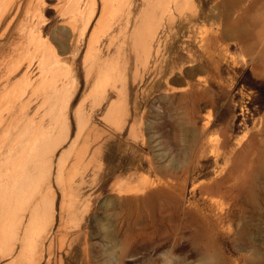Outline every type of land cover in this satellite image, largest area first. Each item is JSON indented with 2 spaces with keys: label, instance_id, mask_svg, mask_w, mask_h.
Returning <instances> with one entry per match:
<instances>
[{
  "label": "rangeland",
  "instance_id": "374dc122",
  "mask_svg": "<svg viewBox=\"0 0 264 264\" xmlns=\"http://www.w3.org/2000/svg\"><path fill=\"white\" fill-rule=\"evenodd\" d=\"M127 1L113 0L112 7L125 10ZM136 1L143 8L152 0ZM180 3L173 19L160 11V26L156 17L141 29L139 57L130 54L122 95L112 92L100 102L89 89L82 92V54L76 61L73 105L85 96L93 126L66 166L71 178H84V193L98 195L84 224L89 243L96 259L115 264L104 252L103 228L152 226L125 264H264V0ZM46 18L59 23L53 13ZM121 96L123 110L106 119L109 100ZM45 110L26 118L37 126ZM88 146L96 154L79 164L74 153ZM111 198L115 203L104 204ZM82 241L51 264L59 258L79 264ZM126 242L131 245L129 236Z\"/></svg>",
  "mask_w": 264,
  "mask_h": 264
},
{
  "label": "bare ground",
  "instance_id": "6f19581e",
  "mask_svg": "<svg viewBox=\"0 0 264 264\" xmlns=\"http://www.w3.org/2000/svg\"><path fill=\"white\" fill-rule=\"evenodd\" d=\"M112 1L0 0V261L10 260L7 264L55 263L56 254L82 240L83 258L79 264H104L93 255L90 235L84 227L90 203L98 195L84 193V178H71L66 166L69 153L82 138H90L93 126L92 112L87 114L83 109L85 96L73 105L78 91L76 61L82 54V92L89 89L87 93H93L100 102L112 92L116 97L122 95L130 54L139 57L141 29L147 25L150 29L149 21L156 17L160 26V11L173 19L172 11H179L181 6L180 0H152L139 8L136 0H128L125 10L118 11L113 9ZM162 2L167 6L162 7ZM46 13L55 14L59 23L47 21ZM171 24L168 22L167 27ZM105 79L111 83L103 82L105 87L98 89L97 83ZM122 101V96L118 101L109 100L106 119L114 112L120 114ZM44 106L45 113L34 126L36 119L27 120L26 115L34 113V118ZM70 120L75 129L72 137ZM65 143L68 147L61 149ZM77 148L74 150L83 147ZM87 148L74 153L79 164L96 154L95 146ZM115 194L120 197L121 192ZM107 203L115 200L111 198ZM151 228L145 226L134 232L128 226L122 230L106 225L105 254L115 264H125L126 258H132V245ZM128 236L131 245L126 242Z\"/></svg>",
  "mask_w": 264,
  "mask_h": 264
}]
</instances>
